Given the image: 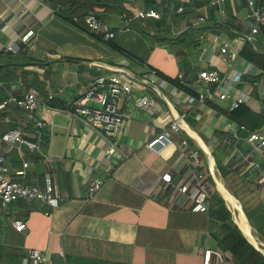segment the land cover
<instances>
[{
	"label": "crops",
	"instance_id": "1",
	"mask_svg": "<svg viewBox=\"0 0 264 264\" xmlns=\"http://www.w3.org/2000/svg\"><path fill=\"white\" fill-rule=\"evenodd\" d=\"M211 1L133 0L137 7L159 11L161 18L132 21L124 29L126 0H0V44L21 46V37L34 32L28 45H22L21 68L7 66L4 59L0 63V104L11 92L36 88L42 100L53 94L54 108L68 109L70 98L91 106L85 90L95 77L123 70L140 78L148 68L178 78L197 97L199 90L212 87L198 82L199 71L213 68L231 74L239 60L221 55V42H228L230 52L241 58L245 43L235 32L249 30L245 0L225 2L221 11L210 6ZM252 1L264 10V0ZM179 6L184 12L174 13ZM95 13L116 32L114 42L133 57L111 49L85 29L84 16ZM198 15L203 23L197 22ZM184 31L183 41L173 43ZM252 47L263 55L264 37L258 35ZM244 61V68L253 64ZM253 66L256 72L245 75L237 90L248 92L249 108L264 114V70ZM141 95L154 99L153 113L137 108L135 100ZM189 96L177 88L160 94L133 89L130 97L118 101L124 114L119 146L126 156L112 163L101 160L105 140L76 116L58 112L52 126L37 128L28 112L13 105L0 109V135L20 130L25 140L39 146L30 151L25 144L0 141L9 176L17 178L13 172L21 159H28L24 181L44 188V174L49 173L57 197L55 207L22 201V215L14 213L13 220L26 223L23 232L7 222L10 209L2 213L0 247L15 251L18 264H31V248L47 254L44 264H202L207 247L221 251L211 264H238L213 241L208 212L193 211L187 193L177 190L184 185L191 190L201 182L209 197L218 194L224 200L238 228L264 255V240L223 175L235 172L251 183L263 208L264 150L254 149L246 141L249 130L225 113L228 101L190 103ZM32 115L42 117L39 109ZM177 117L182 118L180 129L173 132L169 124ZM260 129L264 131V125ZM160 133L169 142L157 152L149 150L146 144ZM166 174L170 182L163 180ZM95 177L104 182L90 196ZM13 204L10 208L16 209Z\"/></svg>",
	"mask_w": 264,
	"mask_h": 264
},
{
	"label": "built area",
	"instance_id": "2",
	"mask_svg": "<svg viewBox=\"0 0 264 264\" xmlns=\"http://www.w3.org/2000/svg\"><path fill=\"white\" fill-rule=\"evenodd\" d=\"M241 0H212L209 5L217 7L221 11V7L225 2H239ZM128 14L125 12L122 15V28L127 29L132 21H142L145 19L159 20L161 13L153 8H140L134 5L133 0H126ZM247 12L245 14V21L249 26L247 32H235L236 39L242 43H254L258 35L264 37V10L259 9L254 5L252 0H245ZM185 8L179 6L174 13H183ZM173 15V13H170ZM204 18L198 15L197 22L203 23ZM85 28L91 34L99 36L102 40H109L115 37L116 32L110 26L96 17L94 14L85 15L83 18ZM8 26L5 24L2 29L5 30ZM34 35L32 30H28L21 37V46L13 43L2 45L0 44V51L17 53L22 45H28L30 37ZM202 38V36H201ZM217 42V37L213 38ZM219 53L225 55L232 60H238L234 70L231 74H222L217 69H202L199 71L197 79L201 84L213 86L214 88L207 89L205 92L200 91L198 96H189L188 101L195 103L197 101L204 102L205 100H212L217 102L228 101L227 108L232 110L237 108L240 104H248L250 95L243 90L238 91L237 86L243 83L245 75H252L256 72L253 64H248L247 67H242L244 60L236 57L230 52V45L226 41H222L219 48ZM247 68V69H246ZM133 89L147 90L152 89L160 94L162 90H170L175 92L176 87L170 82L161 79L154 71H147L140 78L135 77L129 72L119 70L112 74L100 75L95 77L88 83L85 95L91 101L92 105H85L80 98H70L68 109L62 110L54 108L50 105L53 99V94H48L47 98L40 99V93L36 88H31L24 94H16L11 92L6 99L0 104V109L7 105H13L21 110L28 112L34 121L37 128L44 127L47 123L53 125V116L58 112H64L67 116L78 117L86 128L95 130L104 140L105 147L102 151L101 160L114 162L120 160L126 155L119 146V136L124 122V114L120 110L118 101H123L131 96ZM137 108L140 110L153 113L155 101L149 95H141L135 100ZM40 110L42 117L34 118L33 112ZM49 119L46 120L45 116ZM167 118V117H166ZM181 117L174 118L169 124V129L173 132H178L180 129L179 120ZM164 121V119L162 120ZM245 129L244 126H240ZM2 142H16L18 145L25 144L30 151H38V143L30 142L22 137L20 130H12L4 132L0 135ZM246 141L257 150H264V131L260 128L249 131L246 136ZM169 142L168 138L160 133L155 138L150 140L146 147L151 151L161 150ZM182 144H186L183 140ZM197 159L195 153L192 154ZM31 165L28 159H21L20 168L13 173L17 178L9 176V169L5 165V158L0 157V216L2 213H9L10 206L17 201L32 202L39 200L44 204L55 207L57 197L54 195L53 180L49 173L44 174V188L28 184L24 181L26 169ZM201 177V176H200ZM163 180L170 182V175L163 176ZM101 177H95L89 187V195L93 196L103 185ZM177 190L187 193L188 197L193 203L192 210L195 212L207 213L209 209V195L204 189L201 182H198L191 190L187 185L177 187ZM264 209V207H263ZM48 212H46L47 214ZM12 227L17 232H23L26 229V223L20 218L12 221ZM221 251L212 248H205L203 252L202 264H211L213 257H220ZM29 257L31 264H44L47 261V254L36 248L29 250ZM25 264V262H24Z\"/></svg>",
	"mask_w": 264,
	"mask_h": 264
},
{
	"label": "trees",
	"instance_id": "3",
	"mask_svg": "<svg viewBox=\"0 0 264 264\" xmlns=\"http://www.w3.org/2000/svg\"><path fill=\"white\" fill-rule=\"evenodd\" d=\"M124 13L125 12L122 11L121 15ZM94 15L102 20V15L97 13ZM185 32L186 31L176 38H173L172 42L179 43L183 41L181 38H183L182 36ZM168 38L170 37L168 36ZM103 41L107 43L111 49L133 57L130 53L117 45L114 42V38ZM23 54L22 48L17 53L0 51V63H3L4 59L7 66L19 69L22 67ZM239 54L242 59L257 65L260 69L264 70V54L261 55L256 53L251 43H246ZM0 69H2V67H0ZM148 69L149 71H154L159 78L170 82V84L177 89L193 96L196 95L194 89L187 86L186 83H182L178 78H170L153 68ZM211 88H214V85ZM225 113H227L228 117L237 123L238 126L242 125L249 131L261 128L264 125V114L252 111L246 104H240L237 108L225 111ZM223 175L230 183L232 191L235 197L239 200L248 221L253 226L255 232L264 240V209L262 208L251 183L241 179L235 172L230 173L224 171ZM208 214L210 233L217 246L226 250L238 264H264V255L244 236L233 221L231 212L226 207L224 200L218 194H213L209 198ZM0 264H18V255L11 249L0 247Z\"/></svg>",
	"mask_w": 264,
	"mask_h": 264
},
{
	"label": "rangeland",
	"instance_id": "4",
	"mask_svg": "<svg viewBox=\"0 0 264 264\" xmlns=\"http://www.w3.org/2000/svg\"><path fill=\"white\" fill-rule=\"evenodd\" d=\"M24 111V110H23ZM26 112V111H25ZM2 127V126H1ZM23 202H26V201H23ZM35 202H41L39 200H34L32 201V203H35ZM27 203H31V202H27ZM15 204L18 206L16 209L15 208H10V212H11V216L9 217H6V220L7 222L10 224L12 223L13 221V215L14 213H20V215H22V201H17L15 202ZM14 205V204H13ZM11 207V206H10ZM22 218V217H21Z\"/></svg>",
	"mask_w": 264,
	"mask_h": 264
},
{
	"label": "bare ground",
	"instance_id": "5",
	"mask_svg": "<svg viewBox=\"0 0 264 264\" xmlns=\"http://www.w3.org/2000/svg\"><path fill=\"white\" fill-rule=\"evenodd\" d=\"M235 210H236V209H235ZM237 213H238V212H237ZM242 216H243V215H242ZM242 216H241V217H242ZM242 218H243V217H242ZM245 227H246V225H245Z\"/></svg>",
	"mask_w": 264,
	"mask_h": 264
}]
</instances>
